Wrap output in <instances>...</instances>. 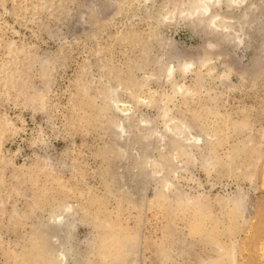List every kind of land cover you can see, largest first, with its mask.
Returning <instances> with one entry per match:
<instances>
[{"label": "rangeland", "instance_id": "374dc122", "mask_svg": "<svg viewBox=\"0 0 264 264\" xmlns=\"http://www.w3.org/2000/svg\"><path fill=\"white\" fill-rule=\"evenodd\" d=\"M187 1L0 0V264H264V0Z\"/></svg>", "mask_w": 264, "mask_h": 264}, {"label": "bare ground", "instance_id": "6f19581e", "mask_svg": "<svg viewBox=\"0 0 264 264\" xmlns=\"http://www.w3.org/2000/svg\"><path fill=\"white\" fill-rule=\"evenodd\" d=\"M220 1L221 0H188L186 3H185V5H184V7H183V5H182V9L180 10V8H179V14L176 12V8H174V9H172L173 11L175 10V12H173L172 10V16H171V20H175V22H177L176 20H181V21H184V22H189L190 24H193L194 26H195V24L197 23V19H200L202 22H203V20H206V22H208V26L207 25H205L204 27H202V30L204 31V32H212V31H214V32H223V31H229V29H230V27L231 28H235V26H233V25H229V23H228V19H226V18H224L223 16H221L219 13H214V10L215 9H217V8H219L220 6H219V3H220ZM231 2H232V6L233 7H235L236 9H240V8H243L245 5H244V2H245V0H231ZM246 7H247V5H246ZM254 7V5L253 4H250L249 6H248V11L250 10V11H252V8ZM178 9V8H177ZM169 13V12H168ZM177 13V14H176ZM247 15V14H246ZM167 16V15H166ZM164 17V16H163ZM248 18H249V16H248ZM169 19V17H166V20H168ZM165 20V19H164ZM234 20L233 19H231L229 22H231V23H234L233 22ZM198 23H200V21L198 22ZM249 23V22H248ZM250 24H252L251 22H250ZM202 25V24H201ZM78 30V29H77ZM237 30V29H236ZM231 31V30H230ZM229 31V32H230ZM228 32V33H229ZM237 32L239 33L240 32V30L238 29L237 30ZM202 35V34H201ZM239 36H240V33L238 34ZM237 35V37L235 38V39H237V40H240V41H242V37H239ZM162 36V35H161ZM236 42V41H235ZM239 42V41H238ZM169 43V42H168ZM167 43V44H168ZM170 44V43H169ZM240 45H241V43H240ZM169 46V45H168ZM172 46V45H171ZM170 46V47H171ZM174 48V47H173ZM174 50V49H173ZM171 51V50H170ZM176 51V50H175ZM182 52V51H181ZM172 59H170L171 61L169 62V65H168V69H165V71L167 70V77L168 78H170V79H175V77H176V73H175V68L173 67V65H174V63H175V61L176 60H178V61H181V57H180V53H174V54H172V57H171ZM183 59V61H184V58H182ZM177 63V62H176ZM178 65V64H177ZM190 65H192V62L191 63H187V62H182V69H180V75L181 76H183V75H185L187 72L186 71H188L187 69L189 68V66ZM166 67V66H165ZM167 68V67H166ZM165 76V77H166ZM175 87H178L179 88V90L181 91L182 89H183V87L181 86V85H176ZM174 90H176V88H174ZM113 91H114V93L117 91L116 90V88H113ZM179 92V91H178ZM111 101H113V100H111ZM121 101H120V99H118L117 97H115L114 98V103H116L117 104V108H119V106H118V104L120 103ZM113 103V104H114ZM139 103V102H138ZM125 106V108H124V106ZM122 105V107L124 108V109H121V108H119L120 109V112L122 111V113H123V118L120 120V123H119V127L122 129L119 133H118V138L117 139H119V140H124V139H126V138H124V133H125V131H124V121L125 120H127L128 118H129V116H128V114H129V108H127L128 107V105L126 106L125 105V103ZM115 106V105H114ZM115 108V107H114ZM118 109V110H119ZM118 110H115L116 112L118 111ZM116 115V114H115ZM166 117V116H165ZM167 119V118H166ZM148 122V121H147ZM167 124L169 123V122H172L171 120H169V121H165ZM163 124H164V122H163ZM184 126H185V124H183ZM164 126H165V124H164ZM174 126V125H173ZM151 127V126H150ZM149 127V128H150ZM166 127V126H165ZM167 127H168V125H167ZM160 128V127H159ZM171 128V127H170ZM188 128V127H187ZM169 129V128H168ZM172 129V128H171ZM189 130V129H188ZM155 132H156V130H154ZM170 131V130H169ZM170 132H172V131H170ZM153 133V132H152ZM156 135V134H155ZM126 137V136H125ZM154 137V134H152V137L150 136V139H152ZM156 137V136H155ZM159 137V136H158ZM169 137V136H168ZM198 136H196V138H197ZM185 139V138H184ZM189 140V139H188ZM187 141V140H186ZM120 144V146L123 148L124 146H123V142H120L119 143ZM189 144V143H188ZM173 150V149H172ZM177 149H175V151H176ZM173 155H174V152H173ZM153 156V155H152ZM152 156L149 154L147 157H148V161L146 160V162H148L149 163V165H151L152 164V162L154 161V159L152 158ZM146 158V157H145ZM172 160V159H171ZM174 160V159H173ZM148 165V164H147ZM159 165V164H158ZM162 165V164H161ZM151 167H152V165H151ZM157 167V166H156ZM159 167H160V165H159ZM147 168V167H146ZM149 169H151L150 167H148ZM154 170H155V167L153 168ZM152 170V169H151ZM150 170V171H151ZM153 170V171H154ZM147 171V170H146ZM149 171V170H148ZM156 172H158V171H156ZM155 172V173H156ZM159 173V172H158ZM161 173V172H160ZM154 174V173H153ZM157 175V174H156ZM155 175V176H156ZM160 176V175H159ZM168 181V180H167ZM166 182V181H165ZM168 183V182H167ZM172 183V182H171ZM166 184V183H165ZM167 186H168V184H167ZM72 214H71V212H67V210H65L62 214H59V215H57V216H55V217H53V222L55 223V224H57V225H60L61 227H62V225H66L67 224V222H68V220L70 219V216H71ZM60 227V228H61ZM55 238H57V240H61V238H60V236L59 235H55ZM55 250H57V252H58V254H60V256H63L64 257V255H66L67 253V250H68V248H67V245H66V243H65V241L63 242V241H61L60 243H59V245L56 247V249Z\"/></svg>", "mask_w": 264, "mask_h": 264}]
</instances>
